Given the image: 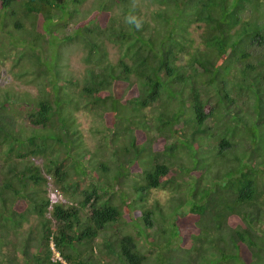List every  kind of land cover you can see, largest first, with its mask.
<instances>
[{
  "label": "trees",
  "instance_id": "trees-1",
  "mask_svg": "<svg viewBox=\"0 0 264 264\" xmlns=\"http://www.w3.org/2000/svg\"><path fill=\"white\" fill-rule=\"evenodd\" d=\"M132 1L105 0L93 18L78 19L84 0H0L2 30L30 40L2 42L0 60L11 59L14 79L35 90L22 96L10 85L0 89V264H22L19 253L27 264H264L263 233L254 226L264 219V210L260 215L253 204L252 171L232 176L236 169L225 167L224 161L217 164L212 183L205 184L196 171L202 160H189L185 172L196 178L191 188L196 199L189 201L188 212L120 206L128 164L146 165L151 148L165 163L156 158L142 178L156 184L164 176L172 182L174 151L186 146L187 131H200L214 111L243 107L253 99L254 110L264 117V23L260 17L245 22L240 16L248 4L264 5V0H154L161 7L153 14L158 21L153 28ZM118 7V15L108 16ZM130 15L142 21L140 29L127 22ZM239 24L242 29H235ZM71 41L83 49L79 73L62 64L60 49ZM110 44L120 51L115 61ZM196 81L216 87L214 107L199 95ZM177 84L183 88L175 89ZM188 86L193 96L185 93ZM178 98L179 109L170 108ZM146 109L154 110L149 115ZM79 112L93 115L102 137L91 153L77 128ZM23 113L30 126L20 135L7 126L10 121H1ZM257 119L246 122V134L264 150V124ZM150 122L164 134L153 143L143 130ZM166 134L177 141L168 144ZM227 146L237 144L223 138L218 145ZM159 148L171 157L161 155ZM30 156L44 158L45 173L76 206L51 203L40 167L27 162L19 168L17 158L28 161ZM135 187L140 194L145 190ZM221 204L234 207L221 210ZM32 214L38 218L35 227L20 237ZM154 217L159 225L149 233L145 227L154 225ZM51 241L66 263L52 260ZM5 247L9 256L3 255Z\"/></svg>",
  "mask_w": 264,
  "mask_h": 264
},
{
  "label": "clouds",
  "instance_id": "clouds-1",
  "mask_svg": "<svg viewBox=\"0 0 264 264\" xmlns=\"http://www.w3.org/2000/svg\"><path fill=\"white\" fill-rule=\"evenodd\" d=\"M136 4H137V0H133V3H132L133 8L136 7ZM262 4H264V1ZM260 5L261 4H258V3L251 4V5L248 4L247 7H249V9L243 10L240 12V16L242 17V20L245 22L247 20L250 21V20H252V15H257L258 17H260L259 21L264 23V9H262V6H264V5H261V6ZM126 20L128 23L134 24L137 29H140L142 27V21L134 15H130V16L126 17ZM240 28L242 29V25H240V24L235 26V29L239 30ZM9 40H11V39H9ZM15 40H16V37L11 41L15 42ZM26 40H27V37H26V35H24L20 39L19 43H25ZM3 42L10 44V41L4 40ZM255 43L257 46L258 41L256 40L254 42V44ZM110 45H113V44H110ZM117 49H118V47H117ZM260 49H261V47L258 48V50H260ZM118 51H119V49H118ZM109 53H110V50H109ZM119 54H120V51H119ZM62 64L67 67V63L64 62L63 57H62ZM83 68H84V63H83ZM176 87H175V89H176ZM185 93L192 95L190 90H189V92L185 91ZM199 95H200V92H199ZM179 100H180V98H178L177 100H175L171 103V106H173L175 104V108H172L171 106H170V108L178 110L180 107L178 105ZM252 102H253V99H252ZM244 106L243 107L242 106L241 107L236 106L234 109H226L225 108V109H222L219 111H214L213 115L208 116L206 118V120H205L203 126L201 127L200 131H198L195 134L192 132L193 130L187 131V136H190V139L188 137L189 142L186 144V146H184L182 148H178L177 150L174 151L175 156L172 158L173 161L171 162V164L169 166V171L171 172L172 177H173L172 182L166 181L164 176L161 177V182L156 183V184L151 183L149 179L142 178V171L144 169L151 171L153 166H155V164H156V158L160 164L165 163V161L161 157L155 155V152H156L155 147L151 148V150H150V153L153 154L152 158H151V156H148L146 154V156H147L145 158L146 159V165H143L140 161L130 162L128 164V167H127V169H128V172H126L127 175L122 177L123 181L121 182V185H122L121 191H122L123 199H122V203L120 204V206L122 207V210H164V211H167V210H190L189 201L190 200L194 201L196 199L194 196V190H191L192 184L196 178L186 174L184 162L186 164H189L188 161L190 160L194 164V161L196 159L200 158L202 160V163L200 165V168L196 167V171H197V173L203 174V176L205 178L204 179L205 184H207V181L211 182V180H212L211 176L213 174L216 176L217 171H218L217 164L214 166L213 169H211V171H209L210 165H208L206 163V161L204 160V158H206V157H204V154L207 152H215V151H216V153L221 152V154H222L221 156L224 159V161L226 162L225 167H229L231 169H234V168L236 169V173L232 174V176H240V175L242 176L243 173H248L250 170H246L245 166H241L242 154H243V152H247V153L249 152L248 146H227V147H222V148L218 147L220 141L223 138L228 139V138L223 137V136H230V134H229L230 130L234 132V137H231V139H230V140H233L234 142H237V139L240 136H243L244 138H248V135L246 134V129H247L246 122L247 121L251 122V121L255 120L256 118H258L257 120L260 121V123L264 124V119H263L264 117L261 115H258L257 112L254 110V107H253L252 111L255 113V117L253 119H251L246 113H243L244 112ZM212 107H214V105H212ZM187 108L190 109L189 107H185L182 109H187ZM79 114H81V113L80 112L78 113V120H79ZM209 120L214 121L215 127L211 128V129H207V122ZM6 121H10V120L7 119ZM25 122L27 124V127H29L30 126L29 120L26 119ZM10 123H11V121H10ZM10 123H7V126L8 127L11 126V128H13L14 133L17 135H20L21 132L27 128V127L22 126L20 124L18 129H17L16 128L17 125L13 127L12 126L13 123H11V124ZM150 123H152V122H150ZM152 124H153L155 131H156L155 136L148 133L147 129L149 128V126L143 128V130L146 131L145 134L148 136V138L153 143L156 140H160V138L162 136H164V134L160 135L158 133L157 126H155V123H152ZM226 127L229 130H227V133H224V129ZM262 127H264V125ZM204 129L207 131H205ZM239 130L241 131L240 133H239ZM262 130H264V128ZM79 132H80V130H79ZM201 134H206V137L209 139H213V141H209L207 143V146L199 145L200 142H198V139L201 137ZM176 137L177 136L173 137L171 135L166 134L165 139H166L167 143L170 144V143H175L177 141V139H175ZM251 143L255 144L253 142H251ZM190 144H191V146H190ZM204 147H207V148H204ZM85 148L87 150L86 144H85ZM259 148H260V146L256 144V150L257 149L260 150ZM218 151H220V152H218ZM159 153L161 155L166 156L167 158L171 157V152L164 151L160 148H159ZM263 153H264V150H263ZM261 156L262 157L260 158V160L258 162L251 161V160L250 161L252 162V164H260L261 166H264V154H262ZM38 160H41L42 162L39 163ZM2 162L3 161L1 160L0 164ZM17 162L20 163L19 168H23L21 163H26V164L29 163V164H33L35 166L40 167L42 173L44 175H46V178H47V181H46L47 193H46V195L51 200L52 204L61 203L63 205L76 206V204L78 202L74 201V200L71 201L70 199H68L65 196V193L62 192L55 185L53 177L51 175L45 173V171H44V158L42 156H30L28 161H24V159H18L17 158ZM174 168L179 169L182 174L181 175L177 174L173 170ZM224 170H225V168L223 169V171L221 173H219V175H221L224 172ZM88 174H89L88 176L84 175V177H82L84 183H86L88 181V177L91 176L90 173H88ZM252 177L255 179V181H252V182L256 186L257 197L255 200L259 199V200L264 201V199L262 198V197H264V173H262V172L257 173L256 172L255 175L252 174ZM220 179L227 180V177H225V178L220 177ZM50 182L53 183V188H52L53 193L51 195L49 193L50 192V188H49ZM181 182H182L181 186L185 185L186 187L187 186L189 187L188 192L184 193V192L179 191L181 193L180 194V193L175 191V188L177 186H179ZM135 183L138 184L139 186L144 187L145 190L141 194L136 190ZM172 185H175V186H172ZM165 189L170 190L173 193L175 191V194L172 196V198L168 202H162L157 197H155L154 199L152 198V196L155 195L158 190H165ZM23 202H25V201H23ZM147 202H152V204L150 206H145V204ZM179 202H182L183 204H180ZM89 205H90V203H89ZM52 208H53V206L50 205L49 209L52 210ZM47 216H50L49 212L47 213ZM152 223H153V221H152ZM149 226L152 227L153 225H149ZM51 250L53 251L52 260L54 262L61 260L64 263H66L62 257L61 252L59 251V249L56 248L54 241H51Z\"/></svg>",
  "mask_w": 264,
  "mask_h": 264
},
{
  "label": "rangeland",
  "instance_id": "rangeland-1",
  "mask_svg": "<svg viewBox=\"0 0 264 264\" xmlns=\"http://www.w3.org/2000/svg\"><path fill=\"white\" fill-rule=\"evenodd\" d=\"M105 0L98 2V0H84V3L82 5H80V8L78 10V19H80L82 16H87L89 15L90 17H94V15L96 14L95 11H97L100 8L101 3H104ZM133 3V1H132ZM161 6L154 0H137V4H136V8L138 9V14L140 15V18H145L149 24L150 27H157V20H154V12L160 8ZM262 9H264V6H262ZM1 12V10H0ZM120 12L119 8H115L114 11L111 12L110 15L108 16H112V15H118ZM122 15L120 14V17ZM258 18L257 15H252V18ZM3 16L2 13H0V24L3 23L2 20ZM96 21V19L94 20ZM93 21V23H94ZM5 23L8 24V26L12 27L11 22L9 21H5ZM74 23L72 22L70 27H73ZM94 25V24H93ZM27 26H28V30H31V21L27 20ZM9 27V28H10ZM160 27V25L158 26ZM6 28V29H9ZM3 26H0V38L3 40V38L5 37L6 41H10L9 39L13 40L15 37H21L24 36L23 35H18V33L14 32L13 35L14 36H10L8 33L4 32L3 30ZM66 32L69 33V29H66ZM195 35L199 36L200 32L194 31ZM47 34H51L53 35L54 38V33L52 31L47 32ZM28 39V38H27ZM28 41H30L28 39ZM3 41H0V50H1V45H2ZM20 44V43H19ZM66 45H63L60 49V52L62 54L63 60L64 62L67 63V69L70 71H74L75 73H79L83 70V63L80 60L82 55H83V49L82 46L76 42H68L65 43ZM20 49H22V47H20ZM109 50H110V57L113 61H115L118 56H119V51L117 49V46L114 45H109ZM257 53V50L254 51V54ZM258 53H260V50H258ZM12 61L11 59L6 60L5 62L0 60V89L2 88H7L9 85L13 88H15L20 95L25 96V92L27 90H30L32 92L35 93V90L32 87H28L26 85L20 84L18 80L14 79L15 77H13V75L10 73V66L12 65ZM190 69H186V72H190ZM177 86L176 89H182L183 85L181 84H177L175 85ZM174 86V87H175ZM195 87L200 90V94H202L203 100L206 101L208 103L209 107H212V103H214V101L217 98L216 95V87L212 86V85H207V84H202L199 81H196L195 83ZM186 92H189V86L186 87ZM25 91V92H24ZM172 108H175V104L173 106H171ZM147 111H149V115L151 114V112L154 110H149L146 109ZM253 110V106H252V99L251 100H247L246 101V105L244 106V112L246 113L251 119H253L255 117V113L252 111ZM151 111V112H150ZM152 116V115H151ZM10 121H12L13 123V127L16 126V128L18 129L19 125L21 124L22 126L27 127V124L25 122L26 120V114L23 113L21 114V118L18 117L17 119L14 118L13 116L8 118ZM7 119H1V121H6ZM98 127V124H95V118L93 117L92 114H88V113H81L79 114V120H78V129L80 130V134L83 138V141L86 144L87 147V151L89 153H91L93 150H95L97 144H100V141L102 139L101 135L96 131ZM215 127L214 121L213 120H209L207 122V129H211ZM148 133H150L151 135L156 134V131L153 127L152 123H149V128L147 129ZM205 130V129H204ZM207 131V130H205ZM241 131L239 130V133ZM108 133L107 131H105V134ZM230 136H223L228 138L229 140L231 139V137H234V132L233 131H229ZM209 141H213V139H209L206 137V134H201V137L198 139L199 145L201 146H207V143ZM237 144V146H248V153L247 152H243L242 154V162H241V166H245L246 170H250L252 171V174L255 175V173H264V166H261L260 164H252L251 161H256L258 162L261 158V155L264 154L262 148H259L260 150H256V144H252L251 141L248 140V138H244L243 136H240L237 139V142H235ZM191 146V144H190ZM207 148V147H204ZM2 148H0L1 150ZM3 149H7V148H3ZM221 153H216L215 152H207L204 154V160L206 161V163L208 165H210V170L214 168V166L216 164H224V159L221 156ZM4 156V155H3ZM251 160V161H250ZM1 161V160H0ZM39 163H41V160H38ZM177 174L181 175V171L177 168L173 169ZM182 182L180 183L179 186H177L175 188V191L180 193V192H188L189 191V187L182 185ZM49 188H50V195L53 193L52 188H53V183L50 182L49 184ZM171 192L170 190H158L156 192L155 195L152 196V198L154 199L155 197H157L160 201L162 202H168L172 196L175 194ZM180 191V192H179ZM181 194V193H180ZM264 199V197H262ZM153 202V201H152ZM152 202H147L145 204V206H150L152 204ZM253 204H255L256 206V210H258V213L260 215L262 214V210H264V201L262 200H253ZM248 205V203H247ZM221 210H231L234 206L229 204H221L220 205ZM184 212H188V210H183ZM175 216L173 215L171 218V222L174 221ZM37 216L32 214L29 215V221H26L23 224L22 230L19 231V236L20 237H27L28 233L27 231L32 228L35 227V224L37 223ZM264 220V219H263ZM257 221L255 222L254 226L256 229H259L262 233H263V237L261 238V243H264V221ZM153 221V226H147L145 227L147 229V232L149 233H153L155 229H157L158 225H159V220L157 218H152ZM181 224V221H180ZM128 230H131L133 227L128 226ZM137 229H139L138 227H136ZM136 229H134L133 231L135 232ZM124 231V229H123ZM12 236H14V233L11 231V235L10 238H12ZM138 241L140 244L145 243V238H140L138 237ZM188 241V240H187ZM21 251V249L19 250ZM146 253H149L151 255V257L155 256V252H150L149 250L145 249ZM3 255H10V250H8V247H5L3 250ZM2 256V255H0ZM22 264H27L28 261L25 260V258L20 255V253L18 254ZM22 256V258H21Z\"/></svg>",
  "mask_w": 264,
  "mask_h": 264
}]
</instances>
